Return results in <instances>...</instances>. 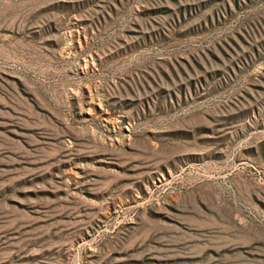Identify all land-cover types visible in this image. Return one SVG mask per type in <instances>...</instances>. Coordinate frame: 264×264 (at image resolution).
Here are the masks:
<instances>
[{
  "label": "rangeland",
  "instance_id": "rangeland-1",
  "mask_svg": "<svg viewBox=\"0 0 264 264\" xmlns=\"http://www.w3.org/2000/svg\"><path fill=\"white\" fill-rule=\"evenodd\" d=\"M0 264H264V0H0Z\"/></svg>",
  "mask_w": 264,
  "mask_h": 264
}]
</instances>
